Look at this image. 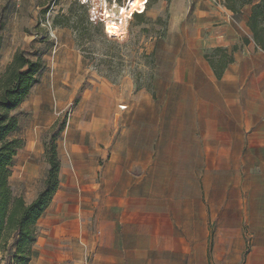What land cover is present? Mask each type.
<instances>
[{
	"label": "crops",
	"instance_id": "1",
	"mask_svg": "<svg viewBox=\"0 0 264 264\" xmlns=\"http://www.w3.org/2000/svg\"><path fill=\"white\" fill-rule=\"evenodd\" d=\"M213 1L172 14L180 43L156 67L162 106L137 96L103 165L102 80L84 89L58 142L72 137L74 172L61 177V160L46 210L55 229L29 264H264V51L247 26L252 5L234 14ZM244 37L218 77L206 53Z\"/></svg>",
	"mask_w": 264,
	"mask_h": 264
},
{
	"label": "rangeland",
	"instance_id": "2",
	"mask_svg": "<svg viewBox=\"0 0 264 264\" xmlns=\"http://www.w3.org/2000/svg\"><path fill=\"white\" fill-rule=\"evenodd\" d=\"M126 1L116 0L117 7H113V13L118 14V8L124 6ZM113 2L108 0L109 8H112ZM196 2L150 0L147 6L148 0H145L147 8L141 2V16L135 15L139 13L136 12L129 19L128 39L126 30L125 35L118 39L121 41H118L109 37L104 28L91 22L76 0H0V19L4 25L1 30L0 72L19 48L34 59L41 57L45 65L39 83L13 111L19 119L15 135L25 142L11 167L9 183L14 195L22 196L29 203L43 188L48 168L43 146L46 131L59 118L67 119L70 125L78 121L76 116L81 111L75 113V109L81 101L82 92L86 87L95 85V81L102 80V114L98 115L102 117L101 165L106 154L114 150L123 124L131 121V117L127 119L125 114L131 107L134 110L136 104L132 103L137 96L152 94L156 107L162 106V102L156 100L158 89L154 77L157 65H166L169 61L167 54L170 46L176 45L178 48L180 43L179 35H170L169 32L172 14H177V17L194 14ZM213 2L216 6L224 5V0ZM131 5L132 0L123 9L125 18L132 13ZM97 10L102 15L100 7ZM77 16H82L81 21L77 20ZM56 17L61 24L54 23ZM122 27L116 24L118 30L113 35L118 36ZM245 38L237 45L238 48L243 47ZM248 39L250 42L251 39ZM80 80L83 83L77 89ZM71 142L72 137L65 135L59 148L60 158L64 162L61 177L65 180L72 176L73 165H76L69 157ZM81 144L88 145L89 140L86 138ZM83 170L80 167L78 171ZM101 174L102 169L97 179ZM50 210L37 223V241L55 229L49 216L52 213Z\"/></svg>",
	"mask_w": 264,
	"mask_h": 264
},
{
	"label": "trees",
	"instance_id": "3",
	"mask_svg": "<svg viewBox=\"0 0 264 264\" xmlns=\"http://www.w3.org/2000/svg\"><path fill=\"white\" fill-rule=\"evenodd\" d=\"M245 4H252L251 15L247 20L252 39L257 49L264 51V0H224V6L234 14H240ZM131 15L143 12L139 0H132ZM141 16L140 13L135 14ZM81 21L82 16H77ZM56 17L55 24H61ZM4 25L0 19V51L3 42L1 30ZM118 29L114 23L111 34ZM244 43H249L245 38ZM228 48L216 47L206 53L218 77L233 61V52ZM45 69L41 57L32 58L24 49H17L11 60L0 72V264H29L38 238L37 222L44 215L54 199L60 185L61 158L58 142L67 126V119H57L46 131L44 138V159L48 164L44 186L37 196L26 202L22 196L13 194L9 177L14 157L23 148L24 140L16 136L19 127L18 116L13 114L29 96L33 87L39 83Z\"/></svg>",
	"mask_w": 264,
	"mask_h": 264
},
{
	"label": "built area",
	"instance_id": "4",
	"mask_svg": "<svg viewBox=\"0 0 264 264\" xmlns=\"http://www.w3.org/2000/svg\"><path fill=\"white\" fill-rule=\"evenodd\" d=\"M77 1V5H79V7L81 8V11L83 12H86L87 13V16L89 18V20L93 23H95L96 25L104 28L105 30V33L113 38V39H116L118 40L115 36H111L107 31H106V24H105V21H104V17L103 15L101 14H98V10L97 8H99L100 6H102L103 4V1L106 2V10H107V14H106V18L109 16V15H112L113 11V7H115V4H116V0H113V5H112V8H109L108 7V0H76ZM129 0H127L128 2ZM149 1L148 0V3H147V6L149 4ZM126 2V3H127ZM146 6V8H147ZM136 13V12H135ZM142 13V12H140ZM78 18V17H77ZM131 19V18H130ZM126 30H127V39L129 37V33H130V30H129V20L127 21V24H126ZM125 39V40H127ZM118 41H121V40H118ZM124 41V40H123Z\"/></svg>",
	"mask_w": 264,
	"mask_h": 264
},
{
	"label": "bare ground",
	"instance_id": "5",
	"mask_svg": "<svg viewBox=\"0 0 264 264\" xmlns=\"http://www.w3.org/2000/svg\"><path fill=\"white\" fill-rule=\"evenodd\" d=\"M141 2L145 5V0H141ZM129 3H130V0L127 3H125L124 6H121V7L118 8V14L112 13V15H109L107 18H106L107 10H106V7H105L106 6V2L104 1L102 6H100V10H101V13H102V15L104 17V21H105V24H106V31H107V27H108V31L107 32L111 36H115L117 39H121L125 35L127 21L132 17V15H130L128 18H125L124 15H123V9L127 8L129 6ZM115 7H117V5H115ZM145 7H146V5H145ZM114 23L117 24L120 27L123 26L122 27L123 28L122 32L118 36L113 35L110 32V27Z\"/></svg>",
	"mask_w": 264,
	"mask_h": 264
}]
</instances>
